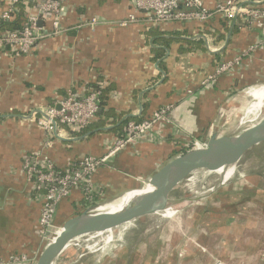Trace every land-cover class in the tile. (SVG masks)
<instances>
[{"label":"crops","instance_id":"0c3cea01","mask_svg":"<svg viewBox=\"0 0 264 264\" xmlns=\"http://www.w3.org/2000/svg\"><path fill=\"white\" fill-rule=\"evenodd\" d=\"M10 1L0 0V24L1 15ZM202 1L205 7L214 9L217 3L227 0ZM132 13V0H64L59 34L52 35L51 23L44 24V38L31 54H19L18 50L7 49L0 43V262H6L10 257H25L24 263L33 261L47 246L38 235L41 203L32 195L22 171L24 155L42 149L47 139L44 128L38 124V116H31L33 111L56 107L70 91L83 94L88 87L98 83L110 88L108 109L124 118L141 117L145 104H149V115L157 109L171 108L175 122L168 118L169 123L154 125L148 134L110 157L94 175L95 184L103 191V200L109 201L135 192L147 183L157 168L186 151H183L185 143L194 141L223 106L225 110L229 109L240 99L228 101L229 94L264 82V53H260L242 63L236 76L221 78L214 89L198 99L196 106L189 104L183 108L182 104L204 86L219 63L233 60L257 45L260 30L243 29L236 33L233 30L226 45L232 22L222 17H215L205 24H158L139 14L138 22L122 27L120 24ZM93 19L97 24L90 25ZM150 29H157L167 38L201 41L202 47L175 42L165 50V71H162L159 61H153L152 48L157 46L147 37ZM216 31L225 35L224 40L216 42L212 35ZM181 45L191 52L179 54ZM251 96L256 100L257 112L263 106L264 88L252 90ZM106 127L113 129V125ZM111 129L81 141L54 140L45 153L61 169L68 168L83 156L103 157L117 140L113 133H108ZM176 141L182 144L177 145ZM249 181H258L257 186L261 189L256 192L264 194L263 179ZM87 208L89 205L84 203L80 190L75 189L58 209L56 222L61 224ZM220 213L225 215V211ZM260 215L264 216V212ZM241 225L231 221L217 231L221 237L230 231L225 239L219 240L223 247L235 238L236 243H228L233 247L224 248L230 255L220 251L217 255L209 253L203 243L204 237L197 236L201 235L197 230L193 239H199L201 243L184 240V254L179 253L177 260L163 255L167 258L164 264H171V261L187 263L191 261L188 257L203 248V252H207L206 264L236 259V256L232 257L238 243L235 230ZM211 233L215 234L213 230ZM252 258L250 255L247 261ZM258 258L262 259L257 257L252 262L258 264Z\"/></svg>","mask_w":264,"mask_h":264},{"label":"built area","instance_id":"2783aa9c","mask_svg":"<svg viewBox=\"0 0 264 264\" xmlns=\"http://www.w3.org/2000/svg\"><path fill=\"white\" fill-rule=\"evenodd\" d=\"M35 3L34 12L28 10L23 19L22 30L3 33L0 43L4 47L18 50L19 54H31L37 47L38 42L44 38L39 28V21L50 19L53 28L52 35L60 32L59 17L61 15V4L64 0H11L6 11L1 15V22L11 21L13 15L18 11L17 5L27 6L29 2ZM250 1V2H249ZM241 2L238 0H227L217 3L214 9L205 7L202 0H132L134 13L130 14L126 21L120 25L127 27L138 22V13H144L147 18L155 23L195 22L205 24L215 17H222L229 22L236 20L239 30L258 29L264 35V0H249ZM184 4L188 11H181L180 5ZM97 24V20L90 21V25ZM264 44L254 45L246 50V57L256 48ZM209 47V46H208ZM210 48V47H209ZM243 60L236 57L233 60L220 63L213 75L206 79L203 85L216 79L219 75L226 73L233 66L241 65ZM104 88V84H99ZM101 91L88 87L86 93L70 91L68 95L55 107L38 109L33 111L32 117H37L38 124L44 128L47 139L42 149L26 154L23 157L22 171L27 183L31 187L32 195L41 203L38 235L45 245L52 242L61 231V228L53 226L54 217L58 204L67 199L71 193L78 189L82 193L84 203L89 207L96 206L102 201L104 194L95 184L93 177L102 168L108 159L148 134L154 125L158 123H169L168 113L170 107H164L153 112L149 119L140 123L130 122L123 139H117L103 157L83 156L75 160L70 168L59 170L56 163L49 158L45 150L51 146L52 141L60 139H74L83 129L97 119L100 112L99 101ZM60 106V110L57 107ZM190 146V147H189ZM187 150L200 148L202 145L191 142L187 144ZM144 187H150L148 183ZM50 235V237H48ZM25 257H10L6 262L0 264H12L25 262Z\"/></svg>","mask_w":264,"mask_h":264},{"label":"water","instance_id":"95a60500","mask_svg":"<svg viewBox=\"0 0 264 264\" xmlns=\"http://www.w3.org/2000/svg\"><path fill=\"white\" fill-rule=\"evenodd\" d=\"M235 25L236 20H233L226 45L230 41ZM43 27L44 21L41 20L39 28ZM260 53H264V44L252 51L245 61L253 59ZM239 67V64L233 66L226 73L204 85L188 98L182 107L187 108L189 104L196 106L198 99L214 89L221 78L236 76ZM261 88H264V82L247 86L237 94H229L228 101L238 97L240 99L229 109L225 110L223 106L210 124L203 128L204 131H200L195 136L192 142H199L202 147L186 150L157 168L147 179V183L153 189L133 197L120 210L100 215L92 212L96 208L93 206L59 224L56 222L58 209L71 195L62 200L57 206L53 221V226L62 228V232L44 247L33 261L12 264H100L110 251L130 235L148 230L154 217L159 216L157 222H165L173 219L178 212L200 202L199 186L204 184L207 176L213 171L237 163L246 149L264 138V128L256 132L252 131L255 127L264 124V97L263 106L256 112V100L251 96L252 90ZM57 109L60 110V106ZM193 110L194 108L191 109ZM168 118L175 122L171 111ZM111 128L106 127L101 131H108ZM91 135L92 132H89L68 140L81 141ZM60 140L64 141V139ZM263 168L264 165H260L253 170L245 171L237 180L247 181L255 178L264 180ZM237 180H232L230 184ZM225 185V182L217 184L208 198H213ZM144 188L140 186L135 191H143ZM170 212L172 215L169 216ZM87 234L91 235L84 241L80 243L75 241L78 237Z\"/></svg>","mask_w":264,"mask_h":264},{"label":"rangeland","instance_id":"374dc122","mask_svg":"<svg viewBox=\"0 0 264 264\" xmlns=\"http://www.w3.org/2000/svg\"><path fill=\"white\" fill-rule=\"evenodd\" d=\"M239 58L244 62L247 58L246 53L239 54ZM260 165H264V140L247 150L238 163L237 175L225 182L226 185L213 198L203 200L204 197H209L210 191L220 183L217 175L210 174L204 184L199 186L200 194L205 195L200 198V202L178 212L173 219L165 222H157L159 216L154 217L155 219L153 218L148 230L129 236L110 251L100 264L113 262L114 264H164L165 259L169 256L175 257L177 260L179 253L184 254V240L191 239L200 242L199 239H193V234L197 230L201 232V235L197 234V236L204 237L202 238L204 239L203 243L209 253L213 252L217 255L220 251L225 252V255L228 256L230 252L224 248L226 246L233 247L228 243H236V240L235 238L228 240L227 245L223 247L219 240L223 237L225 239L230 231L226 232L223 237L217 231L222 230L231 221H238L239 225L243 224L238 230H235L238 243L234 247L232 257L236 256V259L225 262L218 261L216 264H257L252 262L257 257L262 258L261 260L258 258V264H264V216L260 215V212H264V194L260 195L256 192L261 189L257 186L258 181L237 180L238 176L245 171L253 170ZM232 180L237 181L230 184ZM146 189L148 187L144 188V190ZM151 189L153 188L151 187ZM221 210L225 211V215H221ZM245 224H247L246 227H244ZM211 230L215 234L211 233ZM90 235L78 237L75 241L80 243ZM190 249L192 252L194 247ZM203 251H205L204 248L195 251L196 255L188 257L191 261L184 264H206L208 262L207 252ZM163 255H166L167 258ZM250 255H253V258L251 261H247ZM167 263L169 264V262ZM170 263L174 264L175 262L171 261Z\"/></svg>","mask_w":264,"mask_h":264},{"label":"trees","instance_id":"16d2710c","mask_svg":"<svg viewBox=\"0 0 264 264\" xmlns=\"http://www.w3.org/2000/svg\"><path fill=\"white\" fill-rule=\"evenodd\" d=\"M34 6H35V3L31 2V1L27 4V6L18 4L17 5L18 11L13 15L12 20L6 21V22H1V24H0V36H1V34L7 33V32L9 33V32L21 31L22 27H23L22 26L23 19L26 15V12L28 10H32L34 8ZM180 10L181 11H188L185 8L184 4L180 5ZM139 14L144 15V13H138V15ZM224 20H226V19H224ZM50 23H51L50 19L45 20V24H50ZM224 28H225V31L226 30L228 31L227 27H224ZM237 30H239V29L237 27H235L234 33H236ZM258 33H259V35H258V39H257V43H256L257 45L261 44V42L263 41V38H264V35L261 31H258ZM212 35L214 38H216V42L224 40V37H225V35L219 31L213 32ZM147 37L152 38L153 43L157 46L156 48H152V53L154 55L153 61H155V62L159 61L160 69L162 71L163 70L165 71V65H164V61H163V58L165 56V50L170 49L171 45H173L175 42H178L181 40H178L174 37H170V38L164 37L163 34L160 33L157 29H150V31L147 32ZM181 43L182 44L186 43V44H188V46L202 47L201 41L198 43L190 42V41H181ZM163 48H165V49H163ZM7 49H11V48L7 47ZM188 49L189 48H184L183 45H181L180 49H179V54H185V53L191 52V50H188ZM218 59H219V56H218ZM219 65H220V63H219ZM91 87H93L94 89H100V91H101V96H100V101H99L100 112L98 113L97 119L94 122L89 124L86 127V129H83L81 131V133H78L75 136H82V135L89 133V132H92V136H93L96 133H103L101 131V129L105 128L107 125H113V129H111V131H109L108 133H113L117 139H123V138H125V135H126L125 129L130 122L140 123L144 119H149L151 117V115L148 114L149 104H145L143 106V114L141 117L124 118L123 115H117L112 109H110V108L108 109V95L110 93V88L107 87V88L101 89V88H99L98 84L91 85ZM158 110L159 109H157L155 111H158ZM176 144L181 145L182 142L176 141ZM189 147H187V144L185 143L183 151ZM68 168H70V166ZM58 169L59 170H66L67 168L66 169L58 168Z\"/></svg>","mask_w":264,"mask_h":264},{"label":"bare ground","instance_id":"6f19581e","mask_svg":"<svg viewBox=\"0 0 264 264\" xmlns=\"http://www.w3.org/2000/svg\"><path fill=\"white\" fill-rule=\"evenodd\" d=\"M263 128H264V124L255 127L252 131L256 132L257 130L263 129ZM263 140H264V138H261L260 140H258L254 145H252L251 147L246 149L244 151L243 155L247 152V150H249L250 148H252L256 144L262 142ZM243 155H242V157H243ZM241 158H240V160H241ZM240 160L237 163H233L232 165L227 166V168H225V169L213 171L212 174L217 175L219 177L220 183L230 181L231 179H233L237 175V167H238V163L240 162ZM151 190L152 189L150 187V188L143 190V191H135V192L128 193V194L126 193V194H124L121 197L116 198V199H112L109 201H107V200L102 201L96 205V208L94 210H92V212H94V214H100V215H105V214L107 215V214L116 212V211L120 210L122 207H124L130 200H132L133 197L138 196V195L142 194L143 192H148ZM212 191H210V192H212ZM205 194H207V193H205ZM204 196H205L204 194H201L200 198H202ZM168 215L170 216V215H172V213L170 212V213H168ZM60 232H62V230Z\"/></svg>","mask_w":264,"mask_h":264}]
</instances>
